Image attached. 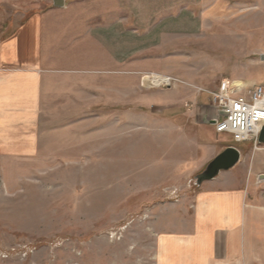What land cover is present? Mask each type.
Segmentation results:
<instances>
[{
	"label": "rangeland",
	"instance_id": "1",
	"mask_svg": "<svg viewBox=\"0 0 264 264\" xmlns=\"http://www.w3.org/2000/svg\"><path fill=\"white\" fill-rule=\"evenodd\" d=\"M64 1L86 26L64 49L93 42L95 72L44 81L33 109L32 96L0 105V264H159V234L184 235L196 175L235 146L209 122L210 93L227 80L264 85V0ZM52 9L0 0L4 18L27 22ZM145 75L171 85L147 89ZM241 146L243 168L264 149ZM254 181L251 201L263 204Z\"/></svg>",
	"mask_w": 264,
	"mask_h": 264
},
{
	"label": "crops",
	"instance_id": "2",
	"mask_svg": "<svg viewBox=\"0 0 264 264\" xmlns=\"http://www.w3.org/2000/svg\"><path fill=\"white\" fill-rule=\"evenodd\" d=\"M6 12V18L0 14V70L5 72L0 74V105L9 106L10 97L32 96L29 105L33 109L35 102L41 103L38 98L44 95V81H56L61 75L74 80L93 77V42L66 49L63 44L64 40L73 43L72 36L79 29L86 32L85 21L75 23L63 8L35 16L30 22L23 20L25 12ZM103 36L100 43L108 45L109 37ZM119 40L120 37L115 41ZM95 59L100 68L109 63L101 50ZM27 64L32 71L22 67ZM255 86L261 85H249L248 89ZM230 146L233 145L225 149ZM255 176L264 188V149L253 154L246 167L222 172L196 189L192 201L182 204L183 218L187 220L184 235L177 236L169 229L159 234L164 243L158 252L159 264H253L252 249L264 243V198L259 205L251 201Z\"/></svg>",
	"mask_w": 264,
	"mask_h": 264
},
{
	"label": "built area",
	"instance_id": "3",
	"mask_svg": "<svg viewBox=\"0 0 264 264\" xmlns=\"http://www.w3.org/2000/svg\"><path fill=\"white\" fill-rule=\"evenodd\" d=\"M210 94L213 114L209 115V122L216 133L231 135L238 149L244 143L257 147L264 126V85L251 90L227 80Z\"/></svg>",
	"mask_w": 264,
	"mask_h": 264
},
{
	"label": "water",
	"instance_id": "4",
	"mask_svg": "<svg viewBox=\"0 0 264 264\" xmlns=\"http://www.w3.org/2000/svg\"><path fill=\"white\" fill-rule=\"evenodd\" d=\"M54 5L59 8L65 6L64 0H54ZM259 143L264 144V126L259 136ZM241 151L235 146L227 147L216 156L206 168L196 175L195 186L200 188L205 182L212 181L219 177L222 172L230 171L241 161Z\"/></svg>",
	"mask_w": 264,
	"mask_h": 264
},
{
	"label": "bare ground",
	"instance_id": "5",
	"mask_svg": "<svg viewBox=\"0 0 264 264\" xmlns=\"http://www.w3.org/2000/svg\"><path fill=\"white\" fill-rule=\"evenodd\" d=\"M149 76V75H148ZM148 76H144L143 79H142V87H145L147 89H150V88H159L161 87L162 85H171L170 83V79L169 78H163L161 76H153L154 79L152 80L151 76L148 77ZM237 86L241 87L242 86V82H235ZM262 131V130H261Z\"/></svg>",
	"mask_w": 264,
	"mask_h": 264
}]
</instances>
